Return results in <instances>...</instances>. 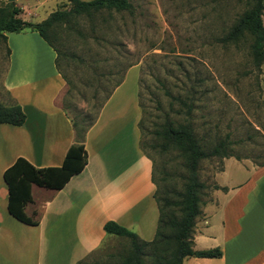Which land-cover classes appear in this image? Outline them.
<instances>
[{"label": "rangeland", "instance_id": "rangeland-1", "mask_svg": "<svg viewBox=\"0 0 264 264\" xmlns=\"http://www.w3.org/2000/svg\"><path fill=\"white\" fill-rule=\"evenodd\" d=\"M128 1L133 6L130 13L104 11L91 18L81 16L69 26L54 28L53 36L46 33L58 50L57 64L65 80L58 103L83 127L131 69L129 78H136L141 110L140 147L152 160L160 205L177 201L187 173L180 151L164 146L163 125L189 124L205 151L222 143L221 150L231 157H211L198 165L199 181L206 188L200 192L196 228L217 183L233 181L236 175L245 174L243 168L258 167L264 161V61L259 67L254 64L248 36L235 43L221 42L252 0ZM6 2L0 0V7ZM17 2L31 10L36 6L34 0ZM71 7L68 0H60L48 11ZM262 22L264 26V12ZM6 47L7 42L0 39V106L13 105L4 89ZM224 161L231 162L227 174H220ZM34 197L38 198L36 193ZM174 209L169 207L166 212ZM214 209L211 205L208 221L215 233L220 210L214 213ZM130 253L129 238L111 235L80 264H123ZM142 254L149 263L152 246L143 247ZM183 264L201 263L190 258Z\"/></svg>", "mask_w": 264, "mask_h": 264}, {"label": "crops", "instance_id": "crops-1", "mask_svg": "<svg viewBox=\"0 0 264 264\" xmlns=\"http://www.w3.org/2000/svg\"><path fill=\"white\" fill-rule=\"evenodd\" d=\"M58 1L34 0L33 10L13 2L23 21L39 23ZM40 14L42 18L32 21ZM5 35L9 54L4 89L10 102L22 109L25 121L21 126L0 124V264H78L110 238L103 230L108 221L141 241H152L158 223L153 163L140 147L141 110L136 78H129L131 69L84 134V169L60 190L31 185L24 214L38 223L24 224L8 213L3 172L17 158L36 168L59 167L75 143V132L67 110L58 103L65 80L56 68L55 51L36 32ZM229 162L224 161L220 174H227ZM243 169V176L217 183L225 190H216L203 206L192 248L218 247L222 257L194 258L201 264H264V161ZM211 205L214 213L220 210L215 233L208 221Z\"/></svg>", "mask_w": 264, "mask_h": 264}, {"label": "trees", "instance_id": "trees-1", "mask_svg": "<svg viewBox=\"0 0 264 264\" xmlns=\"http://www.w3.org/2000/svg\"><path fill=\"white\" fill-rule=\"evenodd\" d=\"M68 1L72 4L69 10H55L39 23L23 21L19 17L21 11L14 5V2L4 3L5 5L0 7V39L6 42L5 33L36 32L55 51L56 68L59 71L57 64L58 50L47 37V34L53 36L51 33L54 28L60 24L69 26L72 20L77 17L91 18L104 11L130 13L133 8L128 0ZM263 12L264 0H252L250 8L242 13L224 38L221 39L222 43H235L248 36L251 39L252 59L257 67L264 61ZM6 51L9 54L8 48ZM119 83H116L114 88ZM111 91L100 103L98 111ZM98 111L83 127H79V123L72 120L75 143L68 148L59 167L36 168L23 158H17L3 172V180L8 190L7 210L12 217L24 224L36 225L37 220L29 219L24 214L25 206L31 202V185L48 190H60L73 175L84 169L87 164V153L83 144L84 134L95 121ZM24 121L25 115L20 106L16 104L0 106V124L21 126ZM161 136L165 139V147L171 145L180 151L187 172L183 189L177 193V201H164L160 205L159 200L156 198L155 186L154 199L158 207V223L156 234L150 242L141 241L131 231L113 221L104 224V233L126 237L131 240V253L123 261V264H183L186 258L219 259L222 257V252L218 247L198 251L192 248L194 226L202 206L200 192L206 188L199 181L198 165L203 159L211 157L227 158L231 155L221 150L222 143L213 147L210 151H205L195 138L196 135H194L189 124L173 126L171 123L166 122L162 127ZM214 189L225 190L218 186H214ZM172 206L175 209L167 213L166 209ZM147 246H152L151 261L149 263H146L142 258L143 247ZM81 262H78V264Z\"/></svg>", "mask_w": 264, "mask_h": 264}, {"label": "water", "instance_id": "water-1", "mask_svg": "<svg viewBox=\"0 0 264 264\" xmlns=\"http://www.w3.org/2000/svg\"><path fill=\"white\" fill-rule=\"evenodd\" d=\"M14 0H8V2H13Z\"/></svg>", "mask_w": 264, "mask_h": 264}]
</instances>
